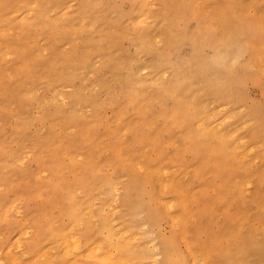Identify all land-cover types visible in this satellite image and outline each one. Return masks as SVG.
Returning <instances> with one entry per match:
<instances>
[{
    "label": "rangeland",
    "instance_id": "1",
    "mask_svg": "<svg viewBox=\"0 0 264 264\" xmlns=\"http://www.w3.org/2000/svg\"><path fill=\"white\" fill-rule=\"evenodd\" d=\"M108 230L119 264H264V0H0V264Z\"/></svg>",
    "mask_w": 264,
    "mask_h": 264
},
{
    "label": "bare ground",
    "instance_id": "2",
    "mask_svg": "<svg viewBox=\"0 0 264 264\" xmlns=\"http://www.w3.org/2000/svg\"><path fill=\"white\" fill-rule=\"evenodd\" d=\"M186 51V50H185ZM142 73V72H141ZM60 99V98H59ZM61 102V101H60ZM217 111V110H216ZM219 111V110H218ZM224 120V119H223ZM217 124V123H216ZM215 130V129H214ZM214 132V131H213ZM226 138V137H225ZM225 142V141H224ZM250 153H251V151H250ZM163 174H165L164 172H163ZM168 174V173H167ZM243 186V185H242ZM166 189V188H165ZM161 201V200H160ZM168 205V204H167ZM170 209H171V207H169ZM169 209V210H170ZM76 212H74V216H76ZM109 224V223H108ZM114 224V223H113ZM105 228V227H104ZM69 229V228H68ZM91 229V228H90ZM26 231V230H25ZM102 233H104V232H102ZM123 233V232H122ZM126 233V232H125ZM21 234V233H20ZM120 234V233H119ZM104 235H105V238H107L108 239V243H109V249L107 250V251H104V252H102V255H100V256H97V255H99V254H101L99 251L102 249L101 247H99V249H98V247H97V249H94V248H91V250L90 249H88V250H90L89 251V253L86 255L87 257H85L86 259H88L89 257H91V258H93V259H95V264H119L120 262L119 261H121L122 259H121V257H122V255H123V252H125L126 250V252H129L130 253V256L131 257H133V258H135V256L134 255H137L138 253L137 252H133L132 251V248L129 246L130 245V242L129 241H126V242H124V241H122L121 240V242H120V238H122V235H121V237L120 238H118L119 237V235H117V234H115L114 232H110L109 230H108V233L106 234V233H104ZM28 236V235H27ZM23 237V236H22ZM126 238V237H125ZM69 239H70V237H69ZM123 239V238H122ZM138 239V238H137ZM61 240H63V243H64V249H65V254H66V256L70 253V245H69V243L66 241L67 240V237L66 236H64L63 237V239L61 238ZM16 241V240H15ZM71 242H72V240H71ZM123 242V243H122ZM132 242V241H131ZM61 243V242H60ZM122 243V244H121ZM152 244V243H151ZM151 244L149 245V246H151ZM18 245V244H17ZM21 245V244H20ZM12 246V245H11ZM19 246V245H18ZM17 246V247H18ZM73 248L72 249H74V251H76V252H79V249H80V245L76 242V241H74L73 242ZM92 246V245H91ZM100 246H101V244H100ZM121 246H123V247H125V248H127V249H123ZM171 246H173L172 244H171ZM93 247V246H92ZM147 247V246H146ZM174 247V246H173ZM12 248V247H11ZM101 248V249H100ZM175 248V247H174ZM19 248H17V250H18ZM94 249V250H93ZM172 249V248H171ZM171 249L169 248L168 250H167V252H165V254H167L168 252H170L171 251ZM188 249V248H187ZM11 250V249H10ZM147 250L149 251V254H150V258H151V260L153 259V258H156L155 257V255L153 256V254H152V251L149 249V248H147ZM155 250V249H154ZM20 251V250H19ZM44 251V250H43ZM49 251V250H48ZM50 252V251H49ZM114 252H117L119 255H120V259L119 260H116V258L114 257ZM4 253V252H3ZM86 253V252H85ZM40 254V253H39ZM62 254H63V252H62ZM64 254V255H65ZM47 255V254H46ZM139 255V254H138ZM85 256V255H84ZM24 257V256H23ZM15 258V257H14ZM55 258V257H54ZM12 260V259H11ZM47 261H49V260H47ZM165 261H166V263L167 264H173V262H172V260L170 259V257H168V255L166 256L165 255ZM192 262V261H191ZM194 263V262H193Z\"/></svg>",
    "mask_w": 264,
    "mask_h": 264
}]
</instances>
